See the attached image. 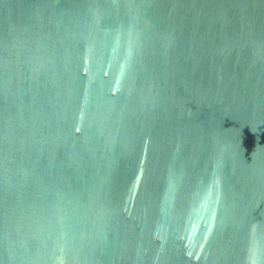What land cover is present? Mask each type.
I'll list each match as a JSON object with an SVG mask.
<instances>
[{
    "label": "water",
    "instance_id": "1",
    "mask_svg": "<svg viewBox=\"0 0 264 264\" xmlns=\"http://www.w3.org/2000/svg\"><path fill=\"white\" fill-rule=\"evenodd\" d=\"M0 264H264V0H0Z\"/></svg>",
    "mask_w": 264,
    "mask_h": 264
}]
</instances>
